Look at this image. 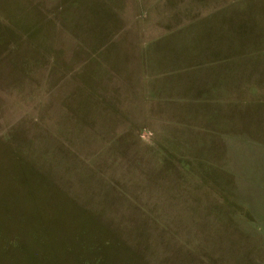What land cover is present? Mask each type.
Listing matches in <instances>:
<instances>
[{"label":"rangeland","instance_id":"obj_1","mask_svg":"<svg viewBox=\"0 0 264 264\" xmlns=\"http://www.w3.org/2000/svg\"><path fill=\"white\" fill-rule=\"evenodd\" d=\"M17 263L264 264V0H0Z\"/></svg>","mask_w":264,"mask_h":264},{"label":"trees","instance_id":"obj_2","mask_svg":"<svg viewBox=\"0 0 264 264\" xmlns=\"http://www.w3.org/2000/svg\"><path fill=\"white\" fill-rule=\"evenodd\" d=\"M10 245H16V242L13 241V239H9L5 244H4V247L7 248V246H10ZM18 264V263H17Z\"/></svg>","mask_w":264,"mask_h":264}]
</instances>
